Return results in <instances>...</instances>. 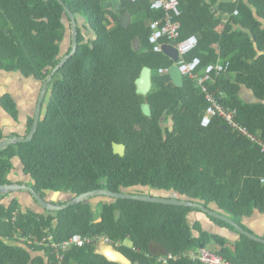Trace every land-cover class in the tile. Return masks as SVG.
<instances>
[{"label": "trees", "instance_id": "1", "mask_svg": "<svg viewBox=\"0 0 264 264\" xmlns=\"http://www.w3.org/2000/svg\"><path fill=\"white\" fill-rule=\"evenodd\" d=\"M178 1L180 16L175 21L181 24L180 37L163 44L173 46L196 36L198 47L186 60L200 58L196 72L200 76L210 65L229 63L225 74H211L206 85L264 141V23L260 20H264V0ZM63 2L82 20L77 51L49 86L33 140L0 151V186L12 184L10 174L18 158L31 178L28 186L43 198L47 192L77 197L96 190L136 194L158 190L217 209L243 227L245 218L264 214L261 146L220 118L203 127L208 102L195 80L184 77L179 85L170 73L160 74L174 61L154 51L150 25L154 20L164 23L165 12L152 10V0H118V10L107 9L105 0ZM65 16L57 0H0V71L21 73L43 84L61 62L64 42L71 34L63 23ZM224 17L227 24L219 34L216 28ZM70 51L71 44L66 53ZM145 68L152 71V89L142 95L136 81ZM242 85L253 90L260 102H242ZM144 104L150 107L149 116L142 110ZM2 107L18 121L10 95L2 98ZM33 122L34 118L28 119L24 136ZM6 137L0 123V141ZM113 143L126 146L125 156L114 154ZM193 212L201 211L129 199L82 202L58 212H23L17 200L8 207L0 204V264H46V258L53 263L50 249L37 246L29 248L40 253L32 260L19 236L51 235L63 242L76 234L108 236L115 243L131 241V247L118 250L132 264H163L158 255L200 248L231 262L264 264L263 243L241 235L232 249L227 248L229 240L204 231L200 222H190ZM64 264L118 263L88 245L72 248ZM167 264L199 263L180 259Z\"/></svg>", "mask_w": 264, "mask_h": 264}, {"label": "built area", "instance_id": "2", "mask_svg": "<svg viewBox=\"0 0 264 264\" xmlns=\"http://www.w3.org/2000/svg\"><path fill=\"white\" fill-rule=\"evenodd\" d=\"M134 2L138 0H132ZM151 9L154 11L165 12V22L160 20H154L151 22L152 34L150 37V44L157 53L163 52V41H175L180 37L181 24L175 21V17L180 16L179 1L178 0H152ZM238 12H235L237 15ZM179 52V61L177 67L183 77H189L195 80L198 88L205 94L208 107L203 116L201 125L208 127L215 118H220L227 127L231 128L234 132L244 136L248 140L261 146L264 152V141L252 134L247 127L242 125L238 121L237 111L225 107L221 102V97L212 94L206 85L211 78V74L217 75L225 74L230 67L229 63L215 64L208 66L206 73L203 76L198 75L196 72L201 65V60L198 57L192 60H186V56L193 52L198 47V39L196 36H191L177 44L173 45ZM170 69L160 70V74H168ZM223 95V93H221ZM264 183V179L262 180ZM172 195V194H170ZM172 197L177 198L178 194H173ZM17 217V213L14 214V218ZM20 242L28 245H34L40 248L50 249L51 254L54 257V261L51 264H64L66 254L72 248H83L88 245L97 246L98 244H106L118 249L123 247L121 242H113L108 236H82L79 234L73 235L68 240L63 242H57L53 236H45L38 238L36 236L23 237L19 236ZM136 250L135 248H133ZM180 259H187L191 262L199 264H245L241 262H231L225 259L223 256L214 253L209 248H200L196 251H185L180 254H167L158 258L159 262L167 264L170 261H178Z\"/></svg>", "mask_w": 264, "mask_h": 264}, {"label": "water", "instance_id": "3", "mask_svg": "<svg viewBox=\"0 0 264 264\" xmlns=\"http://www.w3.org/2000/svg\"><path fill=\"white\" fill-rule=\"evenodd\" d=\"M63 7L66 13V16L63 19V23L70 27L71 34L67 36V41H71V51L67 54L66 46H63L61 54L63 56L61 62L56 66V68L52 71V73L48 76L47 80L43 83L41 93L38 99L34 122L29 133L24 135H17V136H9L0 141V151L18 143H28L33 140L35 134L38 131L39 123L41 120V114L43 109V104L47 98L49 93V86L53 82L54 76L56 73L66 64V62L76 53L78 48V36H79V21L71 9L63 2V0H57ZM260 19V18H259ZM70 20V23H69ZM263 23L264 20L260 19ZM67 45V44H66ZM68 49V48H67ZM163 53L167 55L170 59L174 61V65L170 69V74L176 84L181 85L183 83V76L179 72L177 67V62L179 61V52L178 50L172 45H163ZM137 83V93L142 95H147L152 89V71L150 68H145L142 72L141 77L136 81ZM142 110L145 115H150V107L147 104L142 106ZM113 151L115 155H119L121 157L125 156L126 153V146L123 144L113 143ZM24 168V167H23ZM25 175V173H24ZM26 176V175H25ZM17 191H25L30 194V196L36 201L38 207L43 211H52L58 212L64 209H67L71 206L80 204L82 202H88L92 204H99L101 202H111L112 200L117 199H129V200H136L141 202H150L156 204H165V205H173V206H184V207H191L194 209H198L204 214L208 216H212L216 219L226 222L227 224L231 225L234 228V232L237 235L238 241L241 235L250 238L256 242H260L264 244V238L248 231L245 227L241 226L240 224L236 223L232 219H230L227 215L217 209H210L205 207L202 203L195 202L189 199H176L172 198L169 195H165L162 191L152 190L149 193H131V192H121V193H114L108 190H96L90 191L88 193H84L80 196L74 197L71 194H65L61 192L53 193L55 197L54 200L56 201H49L46 198L40 196L33 187H29L25 185H18V184H11V185H4L0 186V195H8L13 192ZM51 193V192H50ZM62 198L60 201H64V205H57L54 202H58L57 198ZM211 234L223 235L221 233H212ZM102 244V243H101ZM103 251L99 253L103 255L108 261L118 263V264H132L131 260L121 251L114 248L113 246L103 244ZM30 252L32 251L29 249Z\"/></svg>", "mask_w": 264, "mask_h": 264}, {"label": "crops", "instance_id": "4", "mask_svg": "<svg viewBox=\"0 0 264 264\" xmlns=\"http://www.w3.org/2000/svg\"><path fill=\"white\" fill-rule=\"evenodd\" d=\"M223 1L225 0H219V2ZM79 23H82L81 18L79 20ZM226 24L227 18L224 17L223 20L217 26L216 32L219 34L222 33L226 27ZM41 89L42 84L33 78H24L21 73H7L4 71H0V123L4 127V134L6 136H17L26 134L28 119L34 118ZM5 95H10L15 101L19 112L18 121L13 120V118L8 114V112L2 107V98ZM239 97L242 102L247 104H254L260 102L257 99L254 91L249 89L245 85L241 86ZM13 163L14 170L10 174V180L12 184H26L28 186L31 181V178L24 175L23 165L20 159H15ZM46 196L49 201H56L54 200L55 197L53 196V193L47 192ZM61 199L62 198L60 197L57 198L58 201H60ZM15 200L19 202L20 208L23 212H27L30 210L34 212H42V210L38 207L34 199L30 196V194L25 191H17L8 195H4L3 199H0V204H3L8 207ZM201 214V212L191 213L190 222H200L204 231L212 233H221L224 238L229 240L227 248L232 249V245H234L237 240V235L235 234L234 230L222 227L216 224L215 222H212L208 217L206 218ZM243 225L252 233H255L256 235L264 238V214L256 212L252 217L245 218L243 220ZM4 241L12 246L19 245L17 242L9 241L6 239ZM20 243L24 244V247L28 250L31 246H34L25 244L23 242ZM124 246H126L125 243ZM103 247V244H98L96 246L97 253H102ZM30 253L32 256V260L38 257L40 254L39 252H35L33 250ZM41 254L44 256V251H42ZM160 256H162V254ZM160 256L158 255V258ZM45 262L46 264H48L47 258L45 259Z\"/></svg>", "mask_w": 264, "mask_h": 264}, {"label": "rangeland", "instance_id": "5", "mask_svg": "<svg viewBox=\"0 0 264 264\" xmlns=\"http://www.w3.org/2000/svg\"><path fill=\"white\" fill-rule=\"evenodd\" d=\"M119 2H118V0H105V7L107 8V9H110V8H114V9H119ZM85 34H86V31L84 32ZM65 44L63 45V46H66L67 48H69V46H70V44H71V41L69 42V40L67 41H65L64 42ZM67 44V45H66ZM65 49L66 51H68V49ZM29 79H31V78H29ZM139 190H142L143 191V189H139ZM143 192H147V190H144ZM166 195V194H165ZM47 200H49L48 198H47V196L45 197ZM201 215H203L204 217H206L207 218V216L204 214V213H202ZM125 245L126 246H130L131 247V245H132V243H131V241H129V240H127V241H125Z\"/></svg>", "mask_w": 264, "mask_h": 264}, {"label": "flooded vegetation", "instance_id": "6", "mask_svg": "<svg viewBox=\"0 0 264 264\" xmlns=\"http://www.w3.org/2000/svg\"><path fill=\"white\" fill-rule=\"evenodd\" d=\"M43 85V84H42ZM41 93V92H40ZM40 96V95H39ZM39 99V98H38ZM37 107V106H36ZM36 112V111H35ZM34 117H35V114H34Z\"/></svg>", "mask_w": 264, "mask_h": 264}]
</instances>
